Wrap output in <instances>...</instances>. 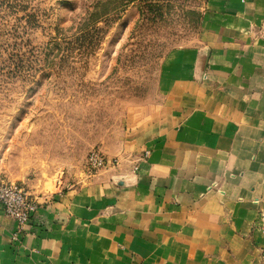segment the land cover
<instances>
[{"label":"crops","instance_id":"0c3cea01","mask_svg":"<svg viewBox=\"0 0 264 264\" xmlns=\"http://www.w3.org/2000/svg\"><path fill=\"white\" fill-rule=\"evenodd\" d=\"M200 15L116 163L30 186L24 226L0 208V264H264V0Z\"/></svg>","mask_w":264,"mask_h":264},{"label":"rangeland","instance_id":"374dc122","mask_svg":"<svg viewBox=\"0 0 264 264\" xmlns=\"http://www.w3.org/2000/svg\"><path fill=\"white\" fill-rule=\"evenodd\" d=\"M205 0H0V181L81 179L160 100L169 51Z\"/></svg>","mask_w":264,"mask_h":264},{"label":"built area","instance_id":"2783aa9c","mask_svg":"<svg viewBox=\"0 0 264 264\" xmlns=\"http://www.w3.org/2000/svg\"><path fill=\"white\" fill-rule=\"evenodd\" d=\"M110 162L116 163L117 157L109 159L99 150L93 149L89 153L88 169L90 173L95 174L103 170ZM0 208L20 226H24L30 222L37 209V201L24 186L1 181Z\"/></svg>","mask_w":264,"mask_h":264},{"label":"trees","instance_id":"16d2710c","mask_svg":"<svg viewBox=\"0 0 264 264\" xmlns=\"http://www.w3.org/2000/svg\"><path fill=\"white\" fill-rule=\"evenodd\" d=\"M193 15L195 16V17H193V23L199 25L200 17H201L200 13L199 12H193Z\"/></svg>","mask_w":264,"mask_h":264}]
</instances>
